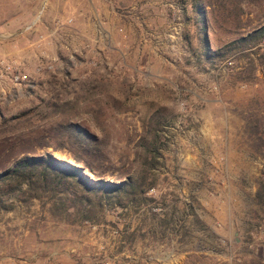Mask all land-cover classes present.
I'll return each mask as SVG.
<instances>
[{
  "label": "rangeland",
  "instance_id": "374dc122",
  "mask_svg": "<svg viewBox=\"0 0 264 264\" xmlns=\"http://www.w3.org/2000/svg\"><path fill=\"white\" fill-rule=\"evenodd\" d=\"M262 25L264 0H0V172L44 153L82 167L62 112L105 157L85 175L119 182L140 169L148 118L163 119L147 200L71 223L46 195L14 198L0 264H264L261 159L243 120L263 113V79L235 82L244 58L210 61L200 42L215 51Z\"/></svg>",
  "mask_w": 264,
  "mask_h": 264
},
{
  "label": "trees",
  "instance_id": "16d2710c",
  "mask_svg": "<svg viewBox=\"0 0 264 264\" xmlns=\"http://www.w3.org/2000/svg\"><path fill=\"white\" fill-rule=\"evenodd\" d=\"M262 40H264V25L215 51H210L203 34L200 42L210 61H222L234 53L241 55L245 66L233 78L235 82L244 84L250 82L256 69L264 83V48L260 47ZM258 106L263 109L261 116L246 113L243 120L252 148L261 159L253 201L256 206L264 209V96L258 102ZM59 114L62 119L57 125L65 136L64 140L75 146L88 159H82L72 153L74 163L82 164V167H76L55 159L48 153L19 157L0 172V210H11V200L14 198L20 203L27 204L28 201L39 200L46 195L50 215L58 220L72 223L91 221L95 211L101 207V202L121 208L126 202L139 203V200H147L144 194L153 187V183L147 178L148 172L157 164L156 159L159 158L157 133L163 121L162 117L156 113L151 115L143 129L145 136L137 142L140 153H135V159L140 169L136 175L119 182H107L89 179L84 173V170L91 174L106 172L101 163L98 165V162L105 160V157L100 154L97 144L92 141V136L80 126L68 121L70 119H66L62 112ZM41 146L51 147L47 144ZM52 148L56 150L63 147L58 144L57 147ZM92 162H95L96 166Z\"/></svg>",
  "mask_w": 264,
  "mask_h": 264
},
{
  "label": "built area",
  "instance_id": "2783aa9c",
  "mask_svg": "<svg viewBox=\"0 0 264 264\" xmlns=\"http://www.w3.org/2000/svg\"><path fill=\"white\" fill-rule=\"evenodd\" d=\"M262 45H264V40L262 41Z\"/></svg>",
  "mask_w": 264,
  "mask_h": 264
}]
</instances>
